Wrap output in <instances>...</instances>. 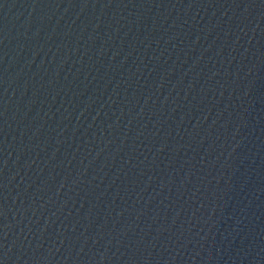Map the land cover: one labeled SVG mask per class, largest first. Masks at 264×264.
Here are the masks:
<instances>
[{
  "label": "water",
  "instance_id": "95a60500",
  "mask_svg": "<svg viewBox=\"0 0 264 264\" xmlns=\"http://www.w3.org/2000/svg\"><path fill=\"white\" fill-rule=\"evenodd\" d=\"M0 264H264V0H0Z\"/></svg>",
  "mask_w": 264,
  "mask_h": 264
}]
</instances>
